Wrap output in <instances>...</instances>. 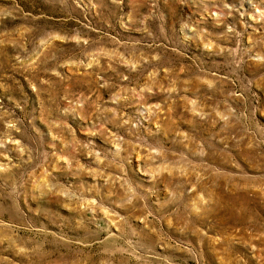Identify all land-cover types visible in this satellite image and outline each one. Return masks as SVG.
I'll use <instances>...</instances> for the list:
<instances>
[{
  "label": "rangeland",
  "instance_id": "rangeland-1",
  "mask_svg": "<svg viewBox=\"0 0 264 264\" xmlns=\"http://www.w3.org/2000/svg\"><path fill=\"white\" fill-rule=\"evenodd\" d=\"M0 264H264V0H0Z\"/></svg>",
  "mask_w": 264,
  "mask_h": 264
}]
</instances>
